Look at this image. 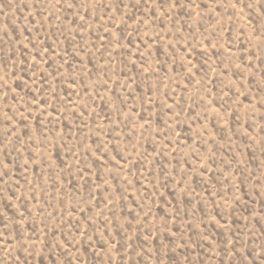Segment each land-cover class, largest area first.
<instances>
[{
  "label": "rangeland",
  "instance_id": "1",
  "mask_svg": "<svg viewBox=\"0 0 264 264\" xmlns=\"http://www.w3.org/2000/svg\"><path fill=\"white\" fill-rule=\"evenodd\" d=\"M262 249L264 0H0V264Z\"/></svg>",
  "mask_w": 264,
  "mask_h": 264
},
{
  "label": "snow or ice",
  "instance_id": "2",
  "mask_svg": "<svg viewBox=\"0 0 264 264\" xmlns=\"http://www.w3.org/2000/svg\"><path fill=\"white\" fill-rule=\"evenodd\" d=\"M6 174V173H5ZM262 251H264V249H262ZM261 260H264V256H261Z\"/></svg>",
  "mask_w": 264,
  "mask_h": 264
}]
</instances>
